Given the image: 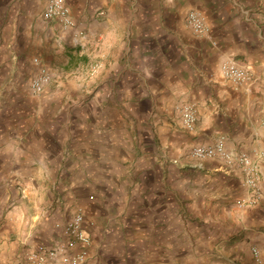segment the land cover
Segmentation results:
<instances>
[{"label":"crops","instance_id":"0c3cea01","mask_svg":"<svg viewBox=\"0 0 264 264\" xmlns=\"http://www.w3.org/2000/svg\"><path fill=\"white\" fill-rule=\"evenodd\" d=\"M70 2L76 17L75 28H64L56 20L44 18L45 0H0V146L7 151L19 144L25 153L38 155L48 153L49 141L53 152L47 154L45 164L55 177L51 197L54 220L49 221L47 230L33 236L28 245L11 250L12 257H19L37 244L52 246L64 239L61 227L66 220L65 209L70 205L69 215L78 208L84 213L83 225L90 238L88 264H253V246L264 260V200L249 209L242 225L224 219L213 203L204 206L197 203L191 210L185 206L186 201L177 190L182 181H177L180 172L188 169L167 167L161 157L173 152L160 151L162 140L174 135L175 128L169 132L168 122H165V131L155 143L146 139L153 134V126L160 118L158 102L147 83L137 89L144 95L132 97L129 103L127 97L115 95L119 87L114 80L107 90L113 94L112 98L98 110L87 103L81 107H65L63 96L67 84L60 86L61 80L66 81L84 68L91 55L85 46L100 28L96 21L109 17L128 29L127 41L135 42V47L126 49L128 59L117 58L120 64H125L141 78L143 71L148 70H156L155 75H161L167 83H174L177 76L186 81L191 78L190 86L204 96L199 79L203 73L199 68L218 54L217 43L223 48L238 35L231 49L239 54L237 59L255 58L264 62V32L261 31L264 29V0ZM189 10L199 11L210 21L213 25L209 30L210 38L194 37L191 28L186 27ZM236 19L247 23L248 27L240 29L235 24ZM85 22H89L86 31ZM22 37L27 52L19 48ZM195 38L198 47L191 43ZM114 39L111 32L100 36L92 45V52L106 48ZM249 41L253 45L259 43L260 47L253 51L248 47ZM68 43L82 50L65 48ZM21 56H27L24 64L19 62ZM49 56L52 57L50 64L47 63ZM39 65L45 66L51 74L41 91V115H37L35 104L27 99L33 92L30 82ZM25 67L29 68L26 79ZM21 79H25L23 85ZM176 90H180L179 85ZM205 99L212 104L216 97L208 94ZM233 109L243 111L238 99L220 102L225 120ZM174 110L175 104L169 100V114L174 116ZM254 110L255 97L249 107L250 112ZM260 134H264V129ZM245 139L231 138L225 147L229 151ZM177 143H183L182 139L177 138ZM10 169L8 160L0 157V196L6 190L14 191L12 181L16 175H12ZM22 171L17 170V175ZM211 177V171L203 175L197 172L196 178L182 190L203 187ZM73 185L79 190H73ZM192 191H189L190 196ZM157 192L164 194L165 201L175 200L159 215L160 204L153 202V194ZM89 195H93L92 201ZM231 214L235 215L236 210ZM13 215L18 223L22 221L20 210ZM57 222L61 227H56ZM181 223L189 239L185 243L181 238L179 248L169 247L162 237L167 229Z\"/></svg>","mask_w":264,"mask_h":264},{"label":"clouds","instance_id":"9594fccd","mask_svg":"<svg viewBox=\"0 0 264 264\" xmlns=\"http://www.w3.org/2000/svg\"><path fill=\"white\" fill-rule=\"evenodd\" d=\"M72 5L70 0H46V11L49 14L54 13L66 24L75 28L76 17L71 10ZM196 16H200V19L192 25V19ZM88 23L85 22V31ZM96 23L100 28L90 44L85 46L91 53L88 62L82 70L76 71L66 81H60V86L67 84L63 96L65 107H81L87 103L94 105L98 110L112 98L113 94L107 90L112 87L114 80L119 87L115 95L127 97L130 103L132 97L144 95L137 89L147 83L158 102L157 111L160 118L153 126V134L146 139L149 143H155L165 131L163 127L165 122H168L169 132L175 128L174 135L162 140L160 151L173 152V155L161 157L167 167L176 170L188 169L180 172V179L177 181V183L182 181L177 190L185 199V206L191 210L197 203L201 206L213 203L224 219L232 220L236 224H244L249 209H253L264 200V134H260L264 129V62H258L255 58L237 59L239 54L231 49L233 42L238 41V35H234L232 42L227 43L223 48L217 43L215 47L218 49V54L210 57L208 63L200 65L199 68L203 73L199 78L200 85L205 94L201 96L196 87L190 86L193 84L191 78L186 81L183 77L177 76L174 83H167L164 82V77L155 75L156 70L143 71L142 78L138 73L128 70L126 65L120 64L117 59H128L126 49L129 46L135 47L134 41H127L128 29L109 17ZM235 24L242 30L248 27L247 23H242L239 19L235 20ZM187 26H192L195 29L194 37L199 38H210L209 30L213 27L199 12H195L189 18ZM261 31L264 32V29ZM110 32L115 36L114 41L106 48L92 52V45L99 41V37L108 36ZM22 41L19 48L21 52H27L23 37ZM191 43L198 47L196 38ZM64 47L76 51L82 50L74 48L71 43ZM248 47L256 51L260 45L259 43L253 45L249 41ZM173 50L175 52L174 46ZM26 60L27 56H21L19 62L24 64ZM51 62L52 57L49 56L47 63ZM23 71L26 79L29 68L25 67ZM25 79H21V85L25 83ZM177 85L180 86L179 91L176 90ZM208 94L216 97L212 104L205 99ZM253 97H255V110L250 112L249 107L252 106ZM27 99L35 104L37 115L43 114L41 107L43 96L40 90L30 92ZM237 99L243 111L233 109L225 120L220 111V102L227 103ZM169 100L175 104L174 116L169 114ZM124 106L128 108L129 104ZM234 137L246 139L243 143L235 144L229 151H221L223 144L229 143ZM177 138L182 139L183 143L178 144ZM47 147V154L53 152L49 141ZM148 151L145 149V152ZM151 151L155 152L156 149ZM47 154L25 153L19 144L7 151L0 146V157L8 160L11 174L16 175V179L12 181L14 191L6 190L5 194L0 196V264H14L11 250L28 245L33 236L47 230L50 226L49 221L54 220L51 197L55 188V177L50 174L45 164ZM20 169L23 171L17 175V170ZM158 171L159 169L156 170ZM209 171L212 177L203 187L195 186L194 191L191 188L182 190L196 178L197 172L203 175ZM170 179L174 180L175 177ZM72 188L75 191L79 190L75 185ZM189 191H192L191 196ZM163 195L162 192L153 194L154 204H160V208L157 209L158 215L167 211L168 204L175 203L174 199L165 201ZM168 195L172 196L173 193ZM17 210L23 213V219L19 223L13 215ZM233 210H236L235 215L231 214ZM69 212L70 205L65 209V223H72V215H69ZM84 219L82 216H76L77 233ZM56 227H61V224L57 222ZM181 238L185 243L189 239L184 233L182 223L167 229L162 237L169 247L176 248H179ZM59 252L63 254L56 252L49 254L46 258H42L39 264H86L85 256L77 254L66 244L60 247Z\"/></svg>","mask_w":264,"mask_h":264},{"label":"built area","instance_id":"2783aa9c","mask_svg":"<svg viewBox=\"0 0 264 264\" xmlns=\"http://www.w3.org/2000/svg\"><path fill=\"white\" fill-rule=\"evenodd\" d=\"M195 12H199V11L189 10L187 12V15H186L187 24H188L189 18L192 17ZM43 16L46 19L56 20L64 28H72L71 25L66 24L59 17H57L54 13L49 14L46 11V4L43 10ZM199 19H200V16H196L195 19H192V25H195L197 21H199ZM189 27L191 28L193 32L195 31V29L192 26H189ZM33 60L35 63H38L37 58H34ZM50 79H51L50 71L45 66L39 65L38 71L31 79L30 87L33 91H36V90L42 91L44 86L50 81ZM221 151H228L225 147V144H223ZM89 198L93 199V195H89ZM77 215L84 217L82 208H78L74 212V214L72 215V223L62 224L61 231L64 234V239L60 240L56 245L48 246L46 244L40 243V244H37L33 248L26 249L21 253L19 257L14 259V264H39V261L42 258H46L49 254H52L54 252L62 255L63 253H60L59 249L65 244L67 245L68 248L74 249L77 252V254L84 255L86 258V264H88L87 263L88 246L90 244V238L88 234L85 232L83 222L80 225L79 232L77 233V225L75 223V219ZM251 252L253 255V264H264V260L262 259L257 247H254V246L251 247Z\"/></svg>","mask_w":264,"mask_h":264},{"label":"rangeland","instance_id":"374dc122","mask_svg":"<svg viewBox=\"0 0 264 264\" xmlns=\"http://www.w3.org/2000/svg\"><path fill=\"white\" fill-rule=\"evenodd\" d=\"M76 61H78V59L76 60ZM182 76H184V75H182ZM93 199H91V201H92Z\"/></svg>","mask_w":264,"mask_h":264}]
</instances>
